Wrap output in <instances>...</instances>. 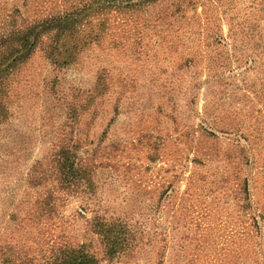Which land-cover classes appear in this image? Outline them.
<instances>
[{"label": "rangeland", "instance_id": "1", "mask_svg": "<svg viewBox=\"0 0 264 264\" xmlns=\"http://www.w3.org/2000/svg\"><path fill=\"white\" fill-rule=\"evenodd\" d=\"M63 2L0 0V36L19 11L41 18ZM156 12H111L106 34L71 65L55 67L39 48L10 76L0 264H43L66 245L100 264H264V0L187 7L180 27L199 33L213 17L225 39H202L179 69L178 24L166 30ZM100 75L107 90L92 99ZM63 148L86 170L73 185L58 181ZM103 219L128 241L113 257Z\"/></svg>", "mask_w": 264, "mask_h": 264}, {"label": "trees", "instance_id": "2", "mask_svg": "<svg viewBox=\"0 0 264 264\" xmlns=\"http://www.w3.org/2000/svg\"><path fill=\"white\" fill-rule=\"evenodd\" d=\"M199 0H64L54 11H48L41 18L28 20L18 12L17 22L6 33L0 36V123L9 117L8 85L16 69L27 61L37 49H42L45 57L55 67L71 65L77 55L91 43L99 41L107 32L109 23L107 15L111 12L128 16L135 20L151 15L156 9L155 20L158 24L167 21V28L177 22V34L174 35L183 52V62L178 66L189 67L198 54L196 46L203 39L220 43L225 38L222 29L216 25V19L209 17L204 29L199 33L191 27H180L182 15L187 7H194ZM220 20V18H219ZM236 21V16L230 19ZM229 24V23H228ZM182 28L178 33V29ZM142 35L139 36L141 38ZM139 43V41L137 42ZM186 52V53H185ZM138 53V52H137ZM107 90L103 75L96 78L93 86L94 95L102 96ZM88 101V100H87ZM58 157V181L68 185L76 184L84 178L80 173L86 172L76 162L75 155L68 148H63ZM88 172V171H87ZM35 185L42 182L46 176L32 175ZM246 189V188H245ZM247 190V189H246ZM99 233L105 246L106 254L113 257L128 247V241L123 235L121 223L103 219L98 224ZM3 264H18L10 256L2 258ZM35 264V263H33ZM43 264H100L99 260L81 246L66 245L59 249L53 258Z\"/></svg>", "mask_w": 264, "mask_h": 264}]
</instances>
